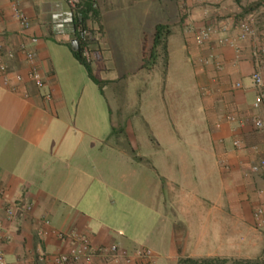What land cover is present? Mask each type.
Returning <instances> with one entry per match:
<instances>
[{
	"label": "crops",
	"instance_id": "0c3cea01",
	"mask_svg": "<svg viewBox=\"0 0 264 264\" xmlns=\"http://www.w3.org/2000/svg\"><path fill=\"white\" fill-rule=\"evenodd\" d=\"M14 2L29 20L24 33L12 17ZM82 2L87 10L88 0ZM250 2L223 0L208 6L195 0H96L94 15L87 17L84 10L80 22L92 74L101 83L97 86L72 56L75 39L52 37L49 15L65 9L62 0H0L4 49H15L29 36L38 38L32 49L44 80L41 90L29 82L15 92L0 85V250L9 264H51L39 260L38 253L48 257L66 249L50 234L39 236L40 229H75L96 246L148 248L156 255L155 264L212 256L213 250L203 253L208 236L240 234L252 186H264V169L260 176L247 170L251 162L264 159V136H246L241 129L243 142L256 151H235L232 125L224 117L240 119L245 99L252 110L250 49L256 37L241 44L240 60L234 63L229 48L196 46L193 32L241 16ZM157 25L168 31L164 74L172 67L177 75L186 69L195 80L193 102L174 103L171 118L158 101L156 63L150 70L142 68ZM210 49L222 64L220 71L200 63ZM8 67L11 73L27 71L20 55ZM245 74L247 86L237 80ZM231 82L240 88L233 89ZM132 121L151 133L152 145L142 135L138 142ZM117 131L120 141L111 143ZM121 135L130 140V152ZM160 189L166 206L160 204ZM259 197L264 204L263 191ZM19 200L30 202L32 210L8 223L3 209ZM160 219H172L165 236L156 229Z\"/></svg>",
	"mask_w": 264,
	"mask_h": 264
},
{
	"label": "built area",
	"instance_id": "2783aa9c",
	"mask_svg": "<svg viewBox=\"0 0 264 264\" xmlns=\"http://www.w3.org/2000/svg\"><path fill=\"white\" fill-rule=\"evenodd\" d=\"M186 2L189 0H181ZM203 5L218 6L223 0H195ZM65 9L52 12L49 17L53 27L52 37L56 40H64L67 36H72L80 50L81 56L89 61V53L86 44V31L83 28L80 17L85 10L82 0H62ZM97 9L96 0H88V8L85 10L87 17H92ZM264 12V4L258 10L248 11L236 18H225L213 24H207L193 32V42L196 46L202 47L213 43L217 47H226L233 52L234 63L239 62L242 47L241 44L251 38L257 36V23L259 14ZM12 17L20 28V32L24 33L29 28V20L27 16L14 2L12 5ZM38 42V38L29 36L25 41L19 43L13 50L4 49L0 41V85L10 92H15L17 87L24 82L31 83L37 90L44 87V80L34 63L33 46ZM16 55L23 58L27 65V71L23 75L18 72L11 73L8 63L12 62ZM264 44L256 43L250 49V59L252 61V70L249 74V80L254 89L251 108L257 112L264 110ZM200 63L204 66L211 65L215 71L222 69V64L217 55L210 49L200 59ZM233 88L239 89L240 84L235 83ZM26 95H24L25 97ZM44 100H49L48 93L42 94ZM224 121L230 125H235L232 129L231 148L235 151L243 150L245 152H255L254 147H246L242 139L236 134V129L244 125V119H239L233 114L226 115ZM249 124L252 128L260 132L264 136V122L258 114H254L249 118ZM219 126V124H217ZM264 169V159L259 158L255 162H251L247 168L250 174H259ZM262 191L257 190L254 195L261 196ZM32 204L27 201H13L7 204L3 209L4 219L8 223H12L17 217L30 213ZM252 225L255 230L264 229V210L258 204L251 212ZM42 224L45 227L50 226L48 220L43 219ZM0 221V229H2ZM50 234L59 242L65 244L66 249L58 254L46 257L44 252L38 253L39 260H49L51 264H155L156 255L148 248H137L127 251L118 244L110 245H93L86 235L77 232L75 229L68 231H58L52 228L40 229L39 236ZM4 240H8V235H4ZM0 264H9L6 261L3 252L0 250Z\"/></svg>",
	"mask_w": 264,
	"mask_h": 264
},
{
	"label": "rangeland",
	"instance_id": "374dc122",
	"mask_svg": "<svg viewBox=\"0 0 264 264\" xmlns=\"http://www.w3.org/2000/svg\"><path fill=\"white\" fill-rule=\"evenodd\" d=\"M263 4H264V0H252V2H250V8L248 9V11L258 10V8L260 6H262ZM256 30L258 33L260 32V34H257V36H256V43H258V44L263 43L264 44V14H262V13L259 14V16H258V23H257V29ZM165 65H166L165 53L161 50V48H158V57L156 60V66H155L154 71H153V79H156V83L159 86L158 87V101L161 105L162 111L166 116H169L171 118L172 111H173L172 108H173L174 103H176L177 101H181L184 98L189 99L190 102H193L194 94H195V80L193 78L191 70H189V74L187 75L186 69L180 70L179 74L177 75L176 74L177 72L172 67L170 69L169 75H166V74H164ZM184 71H185V74H184ZM237 80H238V82H241L243 84V86H247V84H248V81L246 80V74L243 77L237 78ZM233 83H234V81H233ZM233 83L231 82V85H233ZM233 89L236 90V88H233ZM135 96H134V98H135ZM243 101H244L245 105L247 106V108L242 110L241 119H244V121L246 120V122H244V125L242 127L237 128L235 132H236V134H238V136H240L241 135L240 134L241 129H244V131L246 132V136H247V134H257L258 135L257 131H255L252 128V126L249 124V118L254 114H258L264 122V110L262 109V110H259L257 112L250 110L249 100L245 99ZM230 113H235V112H230ZM131 125L135 129L136 137L138 138V142H141V136L140 135H142L144 138H146V141H148V143L151 144V140H150L151 133L146 131V129L143 127V125L141 126V130H139V127L137 126V124L134 125L133 121L131 122L130 126ZM235 127H236L235 125H232V127L230 128L231 133H233L232 129H235ZM140 132H141V134H140ZM145 133H146V135H145ZM119 136H120V133L117 131L116 134L112 135L110 142L111 143L119 142L120 141ZM121 138L123 140L121 142L127 146V150L130 152L132 150L130 140L129 139L125 140L126 138L124 137V135H121ZM240 138L242 139V141H244V139L242 138V135ZM262 141L264 143V137H263ZM177 142L180 145H182L183 143H185V140L182 138V139H178ZM244 144H245V142H244ZM245 145H246V147H249V148L253 147V146L248 145V144H245ZM260 174H261V172H260ZM246 175L248 176L249 174L246 173ZM256 176H260V175L256 174ZM257 178H260V177H257ZM261 179L264 180V174H262ZM257 190H261L264 192V186H256L255 184H253L252 189H251V193H253L252 201L249 200L245 209L242 211V213L244 215V219H243V221H240V223H241L240 234L237 235L236 233H234L232 237L228 236L227 238L224 236L223 237L210 236L211 240L208 239V237H209L208 236L207 237V244H206V247L203 249V251H204L203 253L213 250L214 254H212V256H207V257H222V258H235V259L260 258V259L264 260V229L255 230L253 225H252V221H251V212H252V209L256 205L259 204L264 209V204L262 202H259L258 198H260V197H256V196L254 197V192ZM160 204H165V206L167 205L166 193L164 191V192H162V195H161V189H160ZM166 217L167 218L171 217V213H169V211L166 212ZM143 218L146 219V216H144ZM171 220L172 219H169L167 221L170 223ZM140 222H142V221L139 220V223ZM166 222H165V219H160V221H158L157 227H156L157 231L164 234V236H165V233H167V231H168V228L165 227ZM178 227H179V224H178V221L176 220V229L177 230H179ZM229 238H231V239H229ZM230 242H232V243H230ZM243 244H247L248 247L250 248V250L244 249ZM183 257H185V256H181L179 258H183ZM200 258H203V257H200ZM47 261H49V260H47Z\"/></svg>",
	"mask_w": 264,
	"mask_h": 264
},
{
	"label": "trees",
	"instance_id": "16d2710c",
	"mask_svg": "<svg viewBox=\"0 0 264 264\" xmlns=\"http://www.w3.org/2000/svg\"><path fill=\"white\" fill-rule=\"evenodd\" d=\"M83 14H81V17ZM168 31L165 26L157 25L154 29V33L151 36V42L148 49L144 52L142 58V68L150 70L156 63L158 57V48L165 53V39ZM74 59L80 63L88 78L97 86H100V82L92 74L89 61H86L80 54V50L77 48L72 51ZM175 264H264V260L260 258L255 259H235V258H222V257H203V258H192L183 257L179 258Z\"/></svg>",
	"mask_w": 264,
	"mask_h": 264
},
{
	"label": "water",
	"instance_id": "95a60500",
	"mask_svg": "<svg viewBox=\"0 0 264 264\" xmlns=\"http://www.w3.org/2000/svg\"><path fill=\"white\" fill-rule=\"evenodd\" d=\"M72 45H73V46H72V49H73V50H76V49H77L76 41H73V42H72Z\"/></svg>",
	"mask_w": 264,
	"mask_h": 264
}]
</instances>
